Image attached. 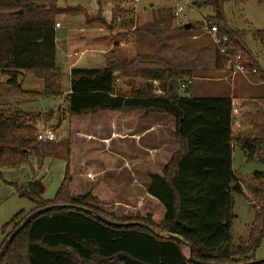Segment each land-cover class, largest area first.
<instances>
[{
  "label": "trees",
  "instance_id": "obj_1",
  "mask_svg": "<svg viewBox=\"0 0 264 264\" xmlns=\"http://www.w3.org/2000/svg\"><path fill=\"white\" fill-rule=\"evenodd\" d=\"M197 7L207 6L212 14L199 24L215 26L219 45L226 53L239 51L246 72L264 79V70L256 56L247 48L246 33L234 28L227 18L245 0H195ZM226 5L229 7L226 9ZM81 8V7H80ZM60 7L56 0H0V98L62 96V71L56 64L55 24L59 15L83 12L81 8ZM77 11V12H76ZM152 20L135 27L133 18H123L120 31L130 28L144 31L155 39L177 26L171 8H159ZM112 13V21L118 17ZM107 30H115V23L101 17ZM184 26H179V29ZM251 38L264 47V29L253 30ZM215 69L230 72L225 58L214 46ZM118 44L105 54L103 68L75 67L69 71L70 92L64 97L68 116V135L63 140L41 141L35 125L17 121L16 112L0 111V168L15 167L35 158L39 167L45 156L65 160L63 180L53 199H43L30 190H19L35 204L29 211L20 210L1 226L3 240L32 211L52 204H70L89 208L112 221H139L142 226H111L81 209L53 208L35 216L8 244L1 264H193L187 260L186 248L167 233L180 236L192 247V257L212 263L244 264L253 259L264 235L261 220L264 209H255V219L249 238L232 245L233 196L243 193L241 184L250 185L264 178V171H256L251 178L237 174L232 168V98L229 96L180 95L183 87L190 92L187 79L192 71L177 68L168 60L154 55L139 56L162 63L159 68H138L132 60L121 56ZM117 72L116 74H114ZM41 80V92L24 90V76ZM129 87V94L121 91L118 80ZM131 78L143 80L134 86ZM150 118L160 124L172 123L177 149L161 169L148 170L146 197L140 201L133 216H117L97 206L96 202H120L119 189L113 191L103 176L94 182L75 186V178L85 166L101 162L112 167L115 156L100 147H94L87 137L97 121L98 132L120 131L123 127L136 128L139 122ZM264 138H238V146L248 159L256 156L264 165ZM114 147V144L113 146ZM127 147V146H126ZM128 149V147H127ZM129 154V153H128ZM84 164V165H83ZM90 171L98 169L97 165ZM87 189L81 191L80 188ZM253 193L264 201V187ZM129 204L138 201L128 196ZM157 208L153 212L149 206ZM148 205V208L146 206ZM250 264V263H249ZM251 264H264L261 262Z\"/></svg>",
  "mask_w": 264,
  "mask_h": 264
},
{
  "label": "rangeland",
  "instance_id": "obj_2",
  "mask_svg": "<svg viewBox=\"0 0 264 264\" xmlns=\"http://www.w3.org/2000/svg\"><path fill=\"white\" fill-rule=\"evenodd\" d=\"M90 0H69V9H77L81 5L82 8H88ZM110 4L109 8L106 10H97L92 13V11L87 10V12H77L73 14L59 15L58 20L61 25L57 29L58 33L66 32L70 28L68 24L69 19L73 20L75 28L72 30L74 41L62 44V50L58 51V62L62 71H65L67 63L69 61H74L78 59L79 52L84 48L81 45L87 44L78 38L79 29L85 28L86 21L95 17H101V13H107L108 22H114L116 29L106 30L105 34H99L102 37L98 39L97 44L89 43V45L100 46L105 42L117 40L119 46V53L121 56H126L132 60V65L138 68H159L162 63L155 59H142L139 56L143 55H156L159 58H163L171 62L178 69L182 67L183 63H190L193 61L195 64V69L199 68L201 64L206 62V57L204 58L202 54L208 55L211 53V47L214 44L209 36L199 24L204 19L205 16L211 15L212 11L210 7L203 6L197 7L195 5V0H107ZM106 1V2H107ZM105 2V0H104ZM79 4V5H76ZM176 4L183 5L184 9L179 15V18H175L173 25L177 26L175 30L169 31L162 37V42L159 46H156L155 39L153 36L145 33L144 31L130 28L128 31H120L117 29L123 18H133L135 27L150 22L154 16V12L159 8H171L174 11ZM229 6L226 5V9ZM230 8V7H229ZM81 9V8H80ZM117 11L118 17L115 21H112V13ZM228 12V11H227ZM234 16V22L232 21V26L237 29H242L245 31L246 36L244 39L247 48L258 58L259 64L264 69V47L259 45L251 38V33L253 30H263L264 29V0H245L243 3H239L238 7L232 11ZM228 14V13H227ZM70 16L71 18H69ZM230 17V16H228ZM119 18V20H118ZM229 19H232L230 17ZM189 23L190 28L179 29V26H184ZM234 23V24H233ZM74 27V26H71ZM200 36L198 39H193V36ZM199 40L197 43L196 41ZM116 41V42H117ZM202 46H208L207 51H200ZM102 47V46H101ZM63 53V56L61 54ZM87 54V53H86ZM70 56V59L66 57ZM78 56V57H77ZM61 62L63 64H61ZM79 66L86 65L79 63ZM182 69V68H181ZM194 72V73H193ZM192 72V83L190 84V92L186 93L182 88L179 89L180 95L191 94L193 96H229L230 94V81L231 78L228 77L225 80L218 79L221 73L224 72L230 75L226 70L214 72H204L193 71ZM241 75V74H239ZM122 79L118 80V84L121 86V91L125 94H129V87L122 84ZM134 82V86H138L143 82L140 78H131ZM23 89H30L33 91H41L43 84L41 80L36 79L32 75H28L26 79L22 82ZM208 87V90L206 89ZM35 97H26L22 99H33ZM19 99V97H1L0 98V111L6 112L5 114H10L16 112L17 121H25L31 123L32 125H38L36 127L38 132L51 129L56 136L54 141L63 140L62 137L68 135L69 124L62 127V120L65 113V100L63 96H60V101L58 98H46L44 97V103L48 104L45 109L46 111L38 112L35 114L25 115L21 114L20 110H16L14 101ZM6 100L8 103L6 104ZM236 105V103H235ZM237 107V105H236ZM257 112L251 115L252 121L259 118L263 121L262 108H256ZM252 113V111L250 112ZM244 110H240L239 114H233L234 120L239 115H244ZM247 114V113H246ZM170 119L166 120L164 127L166 133L162 134L160 138H153L149 141L150 148H157V150L149 155L145 151L132 153L130 145L126 138H121V140L112 139L114 142V147L110 150L114 153L110 154L115 156L116 162L112 167L104 168L101 166V162L94 161L91 167L97 165L98 169L94 171H80L78 177L75 178V186L81 185L83 181V173H86L87 179L86 183H92L99 176H103L109 187L115 191L119 189L118 199L120 202H109L100 203L96 202L97 206L111 211L117 216L122 214H127L133 216L137 209L139 208L140 201L142 198L146 197L145 187L147 184V172L148 170H158L161 169L164 159L168 160L170 154L177 149V145L174 141V134L171 128L172 123H169ZM256 121V120H255ZM262 124H259L261 128ZM238 134V135H237ZM240 133H237V128L232 131V168L233 170L245 177L251 178L253 173L256 171H264V165L258 160L256 156L248 159L245 153L235 145ZM259 135V133H255ZM247 136V135H246ZM264 137L259 135L258 139ZM118 142H122L119 144ZM97 144L103 145L102 142L97 141ZM94 147H99L94 144ZM264 144H261L263 147ZM101 148V147H100ZM105 150V149H104ZM129 153V154H128ZM118 154V155H117ZM66 162L62 158H54L51 156H45L41 166H37L35 163V158L31 155L28 156L26 162L15 167H2L0 168V229L1 226L7 223L11 217L18 211L24 210L29 211L34 208V203L27 196H20L19 190H28L29 185L38 181L40 192L37 193L43 199L51 200L54 198L56 191L58 190L65 173ZM254 184L256 189H261L264 187V178L254 181L250 185L241 184V189L243 193L233 192V214L234 218L232 220V245H237L240 240L246 241L249 238L250 227L255 219V209L257 207H262L264 209V201L261 200L255 193H253L252 185ZM81 191L87 189L80 188ZM128 196H133L138 202L129 204L126 200ZM148 208V205L146 206ZM149 208L157 213V208H152V204ZM261 227L264 229V212L261 220ZM3 240V235L0 234V243ZM187 254V248L184 249ZM250 257L254 260L264 259V235L261 239L259 246L255 251L250 253Z\"/></svg>",
  "mask_w": 264,
  "mask_h": 264
},
{
  "label": "crops",
  "instance_id": "obj_3",
  "mask_svg": "<svg viewBox=\"0 0 264 264\" xmlns=\"http://www.w3.org/2000/svg\"><path fill=\"white\" fill-rule=\"evenodd\" d=\"M74 1V0H73ZM105 0H90L88 8H85L79 4L76 3V5H79L82 9L83 12H87V10L94 11L104 9L106 10L107 6H109V2ZM58 6L60 7H65L66 5H69V0H56ZM228 13V14H227ZM227 18L230 24H232V21L234 22V16L231 11L226 12ZM65 15V14H63ZM102 19H104L107 23L108 18H107V13H101ZM232 19H229L230 17ZM71 18L70 16H68ZM58 20V19H57ZM86 27L80 28L79 30V36L78 38L81 39L83 42L87 43L84 45H81L84 49L79 52V57L78 59L74 61H69L67 63L65 71H62V80H61V89H62V96L65 97L67 93L70 92V79H69V71L72 68L75 67H80V68H103L105 66V54L106 52L112 48L113 45L118 44L117 40L105 42L104 44L97 46V45H89V43L97 44L98 39H100L102 36L99 34H105L108 30L106 29L105 25L101 21H92L88 22L86 21ZM59 23V22H58ZM68 24L70 25V28L66 32L58 33L57 29L61 27L55 26V49H56V64L58 62L59 56H58V51L62 50V44H65L70 41H74L76 38L72 37V30L75 28V24L73 23V20L69 19ZM234 24V23H233ZM74 26V27H71ZM107 30V31H106ZM200 36L196 35L193 36V39H198ZM117 41V42H116ZM199 40L196 41V43ZM102 46V47H101ZM208 46H202L200 51H207ZM211 53L209 56L202 54V56L205 58L206 57V62L201 64L199 68L195 69V64L192 62L190 63H183L181 68L185 69H190L192 72L193 71H201L203 70V73L206 72H214L215 71V56H214V51L215 48L211 47ZM87 53V54H86ZM62 56L63 53L61 52ZM67 59H70V56L66 57ZM258 63L259 60L256 57ZM79 63H83L86 65H81L79 66ZM61 64H63L61 62ZM58 67L59 64H57ZM61 69V67H60ZM264 70V69H263ZM230 75H227L225 72L224 74L221 73L218 77V79L225 80L226 78L230 77V94L229 97L232 98V103H236L238 112L236 114L240 113V110H244L245 114L244 115H239L237 118H235V123L233 125V129L237 128V133H240L238 138H259V135L264 137V79H260L259 75L254 74L252 72H246L244 74L238 73V72H232L229 70L227 71ZM194 73V72H193ZM241 74V75H239ZM228 76V77H227ZM28 76H24L22 81L26 79ZM192 83V81H191ZM22 86V84H21ZM43 88V87H42ZM208 90V87L206 88ZM24 90H29L33 91L30 89H24ZM42 91V90H41ZM41 91H36V92H41ZM209 96V95H208ZM44 97H36L33 99H16L14 101V105L16 107V110H20L21 114L25 115H30V114H35L38 112H43L46 111L47 109L46 106L48 104L44 103ZM58 101H60V97H58ZM8 101L6 100V104ZM256 108H262L263 110L261 111L262 113H259L260 115L263 116V121H260L259 118H256L254 121L251 119V115L254 112H257ZM252 111V113H250ZM247 113V114H246ZM255 114V113H254ZM99 122L95 123L93 127V131H89L86 135L89 138L90 137V143L92 145L96 144L99 147H101L105 151L114 153L115 152L111 151L110 148L113 146L114 142L112 139H117L118 141L121 140V138H126L128 140L127 142L129 143L127 147L130 145V149L133 154L136 152L140 151H145L148 155L149 153H152L153 151L155 152L157 148H150L149 141L153 138H160L162 134L166 133V129L163 124H160L159 121L154 120L150 121V118H147L137 125V127L134 128H128V127H123L120 131H108V135L105 134H100L98 132L99 128ZM259 124H262L261 128L259 127ZM68 125V116L64 115L63 120H62V127L65 128V126ZM38 125H36L37 127ZM232 129V131H233ZM68 130V128H67ZM65 129H64V135L62 136L64 139L67 137L65 136ZM255 133H259V135H255ZM238 135V134H237ZM247 135V136H246ZM100 141L103 143L97 144L96 142ZM121 144L122 142H118ZM118 155V154H117ZM84 165V164H83ZM85 171L92 170L93 168L89 166L84 165ZM84 181V180H83ZM81 181V183H83ZM145 195H147L145 193Z\"/></svg>",
  "mask_w": 264,
  "mask_h": 264
},
{
  "label": "water",
  "instance_id": "obj_4",
  "mask_svg": "<svg viewBox=\"0 0 264 264\" xmlns=\"http://www.w3.org/2000/svg\"><path fill=\"white\" fill-rule=\"evenodd\" d=\"M185 29L190 28V24L187 23L184 25ZM117 72H115L114 74H116ZM29 190L33 193H39L40 192V187L38 184V181H35L34 183H31L29 185ZM61 207H67V208H75V209H81L82 211L93 215L96 219L104 222L105 224L111 225V226H116V227H121V226H131V225H135V226H142L148 229H151L150 226L139 222V221H128V222H118V221H112L110 219H107L105 217H103L102 215H100L99 213L89 209V208H85V207H80L77 205H70V204H52V205H48L45 206L43 208H38L35 209L34 211L30 212L22 221L21 223L14 228V230L8 235V237L6 238V240L4 241L1 249H0V264H1V258L4 254L5 249L7 248L8 244L12 241V239L15 237V235L23 228L25 227L30 221L31 219H33L35 216L43 213L44 211L53 209V208H61ZM167 237L172 238L174 240H176L177 242H179L180 244H182L183 246H185L188 250V256H187V260L193 264H227V263H212V262H205L202 260H197L194 259L192 257V247L189 243H187L184 239H182L180 236L174 235V234H170L167 233L166 234ZM264 260V259H263ZM263 260H252L248 263H244V264H251V263H256V262H261Z\"/></svg>",
  "mask_w": 264,
  "mask_h": 264
},
{
  "label": "built area",
  "instance_id": "obj_5",
  "mask_svg": "<svg viewBox=\"0 0 264 264\" xmlns=\"http://www.w3.org/2000/svg\"><path fill=\"white\" fill-rule=\"evenodd\" d=\"M184 9L183 5L176 4L173 15L177 19L179 18L180 13ZM119 20V18H118ZM55 26H59V23L56 22ZM204 31L209 34L214 46L216 47L219 54H221L225 60L228 63V67L230 71L232 72H238V73H246L244 62L242 59V55L239 51H235L234 53H226L225 49L219 45L220 39L217 36V29L215 26L208 27L207 25H204L203 27ZM191 78L187 79V84L191 83ZM238 112V108L236 107L235 103H232V114H236ZM38 140L41 141H54L56 139L55 133L51 129H45L37 134Z\"/></svg>",
  "mask_w": 264,
  "mask_h": 264
}]
</instances>
